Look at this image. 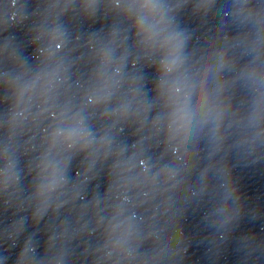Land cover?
<instances>
[{
  "label": "clouds",
  "instance_id": "9594fccd",
  "mask_svg": "<svg viewBox=\"0 0 264 264\" xmlns=\"http://www.w3.org/2000/svg\"><path fill=\"white\" fill-rule=\"evenodd\" d=\"M0 264H264V0H0Z\"/></svg>",
  "mask_w": 264,
  "mask_h": 264
}]
</instances>
